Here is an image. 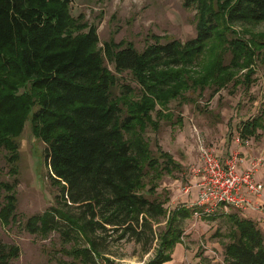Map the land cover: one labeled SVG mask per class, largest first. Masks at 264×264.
<instances>
[{
	"label": "trees",
	"instance_id": "1",
	"mask_svg": "<svg viewBox=\"0 0 264 264\" xmlns=\"http://www.w3.org/2000/svg\"><path fill=\"white\" fill-rule=\"evenodd\" d=\"M71 3L0 0V150L13 176L0 181V225L16 218L17 137L29 121L44 143L57 193L54 205L28 216L24 227L42 236L57 231L70 244L64 254L71 260L57 264L105 261L101 246L112 233L146 249L157 238L158 250L147 264H162L181 243V223L193 211L179 205L168 213L163 201L149 196L146 180L179 165L160 146L153 157L143 132L147 125L155 130L154 118L167 116L170 102L184 99L185 92L215 93L240 82L249 88L255 64L264 65V30L254 29L264 22V0H183L184 8L195 11V35L161 42L151 34L142 50L127 41L101 44L96 25L75 16ZM123 72L136 87L118 84L116 74ZM263 121L264 110L243 121L241 141L259 139ZM166 215L156 235L153 224ZM227 217L232 227L223 264H264V231L251 218ZM18 255L17 246L0 241V264Z\"/></svg>",
	"mask_w": 264,
	"mask_h": 264
},
{
	"label": "rangeland",
	"instance_id": "2",
	"mask_svg": "<svg viewBox=\"0 0 264 264\" xmlns=\"http://www.w3.org/2000/svg\"><path fill=\"white\" fill-rule=\"evenodd\" d=\"M182 3L183 0H72L71 11L75 16L82 14L86 22L96 25L101 44L111 39L127 41L142 50L152 41L151 34L163 37L161 42L185 41L195 35V11L184 8ZM232 28L243 35L241 25L234 24ZM254 29L264 30V22ZM225 59L228 62V58ZM106 65L114 72L107 60ZM254 68L248 89L240 82L236 86L229 83L215 93L211 88L185 92L184 99L170 102L165 111L167 116L154 118L155 130L152 125H147L143 132L153 157L157 156V146H160L179 165L170 172H162L155 181L146 180L149 196L163 201L168 213L179 205L193 211L181 223V243L175 245L170 259L162 264H223L224 245L229 242L227 235L232 227L228 213L250 216L264 231V219L252 218L255 215L248 214L243 208L220 206L206 213V205L198 203L201 172L197 169L202 165L201 146L213 149L223 160L236 156L242 159L241 165L244 160L260 157L255 176L264 182V129L259 130V139L250 138L248 145L240 142L238 134L243 121L264 110V65L257 62ZM116 76L120 79L118 84L125 82L137 86L128 72ZM120 89L119 86L115 88L116 95ZM17 142L16 218L6 226L0 225V241L19 248V255L12 258L10 264H57L59 259L68 262L71 259L64 254V249L70 244L62 243L57 231L42 236L30 233L24 227L28 216L54 205L57 188L48 176L43 157L44 143L32 133L29 121ZM8 168L4 152L0 150V181L13 180ZM255 207L264 210V205L259 202L253 209ZM167 215L153 224L156 235L164 229ZM146 246L108 234L101 246L105 261L98 259V263L108 264L109 260L111 264H147L158 250L157 238L148 249Z\"/></svg>",
	"mask_w": 264,
	"mask_h": 264
},
{
	"label": "built area",
	"instance_id": "3",
	"mask_svg": "<svg viewBox=\"0 0 264 264\" xmlns=\"http://www.w3.org/2000/svg\"><path fill=\"white\" fill-rule=\"evenodd\" d=\"M240 142L248 145L249 139ZM199 150L202 165L197 169L201 172L198 203L206 205L204 211L210 213L220 206L254 208L264 188V182L255 178L261 158H251L245 168L241 167L242 159L236 156L223 160L213 149L201 146ZM262 203L264 205L263 200Z\"/></svg>",
	"mask_w": 264,
	"mask_h": 264
},
{
	"label": "crops",
	"instance_id": "4",
	"mask_svg": "<svg viewBox=\"0 0 264 264\" xmlns=\"http://www.w3.org/2000/svg\"><path fill=\"white\" fill-rule=\"evenodd\" d=\"M249 160H247L248 162L246 160H244L242 165H241V167H245L246 168L248 166ZM239 170H240V168H239ZM255 178H256V176H255ZM256 180L262 181V180L257 179V178H256ZM261 198L264 199V188H263V191H262V194H261ZM261 198L257 199L259 204H263ZM257 207L255 209H253V208H245L244 210L250 215H255L252 218H255V219L263 218L264 219V210L263 209H257ZM244 217H248V216H244ZM248 218H250V216Z\"/></svg>",
	"mask_w": 264,
	"mask_h": 264
}]
</instances>
